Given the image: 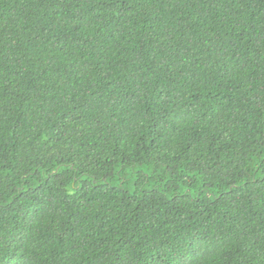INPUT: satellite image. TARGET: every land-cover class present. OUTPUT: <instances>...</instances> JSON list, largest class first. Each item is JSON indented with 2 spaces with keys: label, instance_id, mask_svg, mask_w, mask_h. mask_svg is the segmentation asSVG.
I'll use <instances>...</instances> for the list:
<instances>
[{
  "label": "trees",
  "instance_id": "trees-1",
  "mask_svg": "<svg viewBox=\"0 0 264 264\" xmlns=\"http://www.w3.org/2000/svg\"><path fill=\"white\" fill-rule=\"evenodd\" d=\"M0 264H264V0H0Z\"/></svg>",
  "mask_w": 264,
  "mask_h": 264
}]
</instances>
